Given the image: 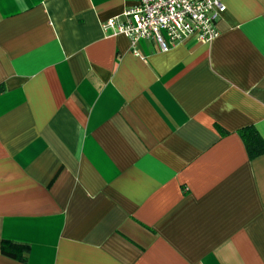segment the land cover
Here are the masks:
<instances>
[{
  "label": "crops",
  "instance_id": "0c3cea01",
  "mask_svg": "<svg viewBox=\"0 0 264 264\" xmlns=\"http://www.w3.org/2000/svg\"><path fill=\"white\" fill-rule=\"evenodd\" d=\"M223 3L136 53L135 0H0V264H264V0Z\"/></svg>",
  "mask_w": 264,
  "mask_h": 264
},
{
  "label": "built area",
  "instance_id": "2783aa9c",
  "mask_svg": "<svg viewBox=\"0 0 264 264\" xmlns=\"http://www.w3.org/2000/svg\"><path fill=\"white\" fill-rule=\"evenodd\" d=\"M135 1L123 19H110L103 27L128 36L136 53L141 39H154L162 51L192 35L211 41L218 34L217 22L225 8L223 0Z\"/></svg>",
  "mask_w": 264,
  "mask_h": 264
},
{
  "label": "trees",
  "instance_id": "16d2710c",
  "mask_svg": "<svg viewBox=\"0 0 264 264\" xmlns=\"http://www.w3.org/2000/svg\"><path fill=\"white\" fill-rule=\"evenodd\" d=\"M1 89V88H0ZM222 134H228L229 131L218 125ZM244 144L246 146L250 159H255L264 154V137L260 134L256 126L246 125L238 129ZM28 251V245L4 239L1 243V252L11 258L25 260V252Z\"/></svg>",
  "mask_w": 264,
  "mask_h": 264
},
{
  "label": "rangeland",
  "instance_id": "374dc122",
  "mask_svg": "<svg viewBox=\"0 0 264 264\" xmlns=\"http://www.w3.org/2000/svg\"><path fill=\"white\" fill-rule=\"evenodd\" d=\"M164 33H166V30H164Z\"/></svg>",
  "mask_w": 264,
  "mask_h": 264
}]
</instances>
